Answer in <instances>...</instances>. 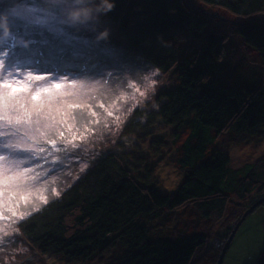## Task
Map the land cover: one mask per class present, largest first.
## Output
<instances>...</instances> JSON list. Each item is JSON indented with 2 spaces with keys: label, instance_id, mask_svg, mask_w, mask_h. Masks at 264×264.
Listing matches in <instances>:
<instances>
[{
  "label": "trees",
  "instance_id": "obj_1",
  "mask_svg": "<svg viewBox=\"0 0 264 264\" xmlns=\"http://www.w3.org/2000/svg\"><path fill=\"white\" fill-rule=\"evenodd\" d=\"M0 1V16L7 18L9 28H21V43L30 46L25 52L32 54V45L37 49L35 56L21 61L20 43L9 41L1 48L14 54L20 66L35 60L37 72L93 78L103 76L107 67L112 70V62L118 65L122 52H128L123 56L142 61L147 72L171 78L155 95L156 106L143 116L132 115L126 131L147 126L143 132H151L150 124L159 121L173 126L170 142L152 135L151 149L159 159L180 130H190L176 159L184 174L172 192L162 193L152 179V164L139 151L138 138L125 147H105L76 180L16 223L13 252L25 246L35 255L82 263L120 248L114 264H202L201 257L217 252L209 263L217 264L235 225L256 197L264 196V153L233 167L227 149L215 143L222 133L250 139L264 131V85L262 78L256 81L264 72V0H88L99 3L113 29H86L99 44L95 48L88 46L90 39L80 26H66L79 38L81 54L60 59L33 43L56 31L57 26L37 17L47 14L45 0L7 1L13 8L21 3L36 7L33 14L17 10L14 16L2 8L7 2ZM215 10L237 18L229 30L222 28ZM236 40L260 63L251 65ZM262 205L264 201L256 208ZM213 238L222 243L216 252ZM258 264H264V249Z\"/></svg>",
  "mask_w": 264,
  "mask_h": 264
},
{
  "label": "rangeland",
  "instance_id": "obj_2",
  "mask_svg": "<svg viewBox=\"0 0 264 264\" xmlns=\"http://www.w3.org/2000/svg\"><path fill=\"white\" fill-rule=\"evenodd\" d=\"M2 1L6 3L9 0ZM45 1L47 14L45 17H37L53 29L57 26L56 31H66L68 25L80 26L83 37L88 36L90 39L89 47L93 45L96 48L99 44L87 33V28L95 32L113 29L108 25L110 17L101 10L98 2L94 4L85 0L83 4L72 5L69 0ZM2 8L11 10L14 16L17 10L33 14L36 7L21 3L13 8L7 2ZM81 8L90 10V18L73 25L69 13ZM212 13L215 16L219 14L223 29L229 30L233 21L237 20L225 11L215 10ZM20 30L21 28H9L8 35L2 38L4 42L0 41V54L3 53V46L6 49L9 41H14L21 44V48L16 49L22 53L21 61L25 60L24 49H29L30 46L21 43ZM2 33L3 31L0 36ZM232 36L237 38L235 31ZM235 44L241 46L251 65L260 63L259 57L252 54V51L237 40ZM33 47L32 45L31 58L37 54V49L33 50ZM125 54L130 53L122 52L123 58L118 65L116 61L112 62V70L107 67L102 70L103 76L93 78L74 73L73 76H64L37 72L35 67L39 65L35 60L30 66L24 62L20 66L16 60L11 65L13 71L21 74L17 79L27 85L28 90L16 93L5 101L4 94L11 89L0 88V156L7 158L8 168H11L13 162H20L19 168L11 171L6 170L5 162L0 161V264H114L121 257L120 248H114L82 263L68 262L51 255H35L25 246L19 252H13L18 244L15 238L18 229L15 230V225L21 220L20 215L24 214L25 217L31 210L45 203V199L47 201L55 197L61 189L76 180L91 165L96 152L104 151L105 147L113 150L121 145L125 147L136 137L141 141L139 151L145 153L146 160L152 164L150 173L153 174L152 179L159 185L160 191L170 193L180 183L184 172L176 159L190 130H180L175 144L170 149L164 148V155L158 159L159 154L151 149L155 140L152 135L163 136V139L170 142L173 139L170 138L173 126L159 121L150 124L148 128L154 129L151 132H143L147 126H141L137 132L136 129L128 132L125 128L132 115L139 113L143 116L148 108L156 106L155 95L171 77L154 70L147 72L142 61L136 62L135 59L123 56ZM103 60L107 61V58ZM96 62L97 68L100 67V62ZM0 75H3V69H0ZM29 75L32 79H26ZM36 76L41 79L36 80ZM259 78H262L264 85V72L262 76L256 77V81ZM3 82L0 80V83ZM9 82L19 86L15 80ZM58 83L62 85L59 89L55 87ZM18 118L21 120L20 124L15 123ZM26 130L31 139L24 135ZM20 140L31 145L33 151H23L24 144L19 149L6 146ZM215 143L219 149L226 148L231 157V165L239 167L250 160H256L264 153V131L250 139H240L233 133H222L216 137ZM83 152L84 160L79 156ZM20 172L24 175L19 176ZM10 176H16V179L6 180ZM262 198L257 196L254 205ZM193 216L190 212L189 218ZM192 222L196 224L195 221ZM207 224L212 225L213 222L209 221ZM221 245L216 238L212 239L211 246L216 248L213 249L214 252ZM263 249L264 205L253 208L242 222L221 264H258V256ZM215 255L201 257L202 264L211 263Z\"/></svg>",
  "mask_w": 264,
  "mask_h": 264
},
{
  "label": "snow or ice",
  "instance_id": "obj_3",
  "mask_svg": "<svg viewBox=\"0 0 264 264\" xmlns=\"http://www.w3.org/2000/svg\"><path fill=\"white\" fill-rule=\"evenodd\" d=\"M69 3L72 5H77V0H69ZM9 23L7 22V35L9 32ZM0 31H3L0 29ZM5 35V36H7ZM34 44H41L47 47L50 50V54L52 57L60 59L66 56H78L81 54L80 50V41L77 36L72 34L69 31H49L45 34L39 36L36 39H33ZM30 52H25L24 55H30ZM16 57L13 56L11 53L3 52L0 54V69H3V75H0V80H3V83H0V88L3 89H11L10 92H6L4 94L3 99L5 101L8 100L10 96H14L16 93L19 92H26L28 90L27 85H25L21 80L17 79L21 74L18 72L13 71L11 65L14 63ZM26 79H32V77L29 75L26 77ZM36 80H40V76L35 77ZM9 80H15L16 83L19 85L14 86L12 83L9 82ZM61 84L58 83L55 85L57 89L61 88ZM33 99H36V96H33ZM16 124H20L21 120L18 118L15 121ZM24 135L31 139V136L29 135L28 131L26 130ZM53 143H55L53 141ZM24 144L23 151L25 152H31L33 151V148L31 145H27L24 140L17 141L15 143H10L6 145L7 147L13 148V149H19L21 148V145ZM0 161L5 162V168L6 170L14 171L15 169L19 168L20 162H13L11 168H8V162L7 158L4 156H0ZM25 171H30L28 169H25ZM19 176L24 175L23 172L18 173ZM16 179V176H10L6 177V180H14ZM58 194V193H57ZM46 203V199L44 200ZM38 210V209H35ZM24 218V214L20 215V219Z\"/></svg>",
  "mask_w": 264,
  "mask_h": 264
},
{
  "label": "clouds",
  "instance_id": "obj_4",
  "mask_svg": "<svg viewBox=\"0 0 264 264\" xmlns=\"http://www.w3.org/2000/svg\"><path fill=\"white\" fill-rule=\"evenodd\" d=\"M84 2L85 0H77V4H83ZM108 7L110 8L111 5H108ZM89 18L90 10L87 8L77 9L69 13V19L73 24L85 22ZM0 29L3 30L4 35H7V18L4 16H0Z\"/></svg>",
  "mask_w": 264,
  "mask_h": 264
},
{
  "label": "water",
  "instance_id": "obj_5",
  "mask_svg": "<svg viewBox=\"0 0 264 264\" xmlns=\"http://www.w3.org/2000/svg\"><path fill=\"white\" fill-rule=\"evenodd\" d=\"M264 201V197L259 201V203H256L255 205H253L250 209H248L244 214L243 216L241 217V219L238 221V223L235 225L234 229L232 230L231 232V235L229 236V238L227 239V242L226 244L224 245L222 251H221V254L219 256V260H218V263L217 264H221L222 263V260H223V257L227 251V249L229 248L230 246V243L236 233V231L238 230V228L240 227V225L242 224V222L245 220V218L248 216V214L251 212V210L253 208H256L260 202H263Z\"/></svg>",
  "mask_w": 264,
  "mask_h": 264
}]
</instances>
